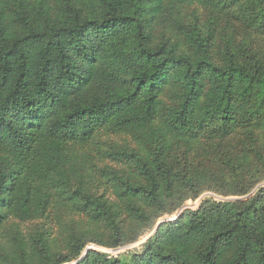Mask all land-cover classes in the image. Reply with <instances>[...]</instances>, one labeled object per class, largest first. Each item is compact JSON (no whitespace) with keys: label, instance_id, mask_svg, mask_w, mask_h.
Instances as JSON below:
<instances>
[{"label":"trees","instance_id":"trees-1","mask_svg":"<svg viewBox=\"0 0 264 264\" xmlns=\"http://www.w3.org/2000/svg\"><path fill=\"white\" fill-rule=\"evenodd\" d=\"M263 183L264 0H0V264H264Z\"/></svg>","mask_w":264,"mask_h":264},{"label":"rangeland","instance_id":"rangeland-1","mask_svg":"<svg viewBox=\"0 0 264 264\" xmlns=\"http://www.w3.org/2000/svg\"><path fill=\"white\" fill-rule=\"evenodd\" d=\"M262 185V184H261ZM263 185H264V183H263ZM204 197H213V198H216V199H224V197H221V196H218V195H216V194H214V193H212V192H206V193H204V194H202L198 199H196L195 201H193V200H188V201H186L185 202V204L182 206V208L181 209H185V208H196L197 206H198V204H199V202H200V200L201 199H203ZM231 198H235V197H230V198H225V199H231ZM237 198V197H236ZM239 198H241V197H239ZM180 209V210H181ZM180 210H178V211H180ZM176 215V214H175ZM175 215H173V216H171V217H165V218H162L160 221H162V220H165V219H174L175 218ZM146 238H147V236H144V237H142L138 242H136V243H134V244H131V245H129V246H125L124 248L122 247V248H118V249H105V248H100V247H97V246H95V245H89V246H87V247H93V248H96V249H100V250H103V251H106V252H109V253H116V251H118V250H120V251H122V250H124L125 248H132V247H135V246H137L138 244H140L142 241H145L146 240Z\"/></svg>","mask_w":264,"mask_h":264},{"label":"water","instance_id":"water-1","mask_svg":"<svg viewBox=\"0 0 264 264\" xmlns=\"http://www.w3.org/2000/svg\"><path fill=\"white\" fill-rule=\"evenodd\" d=\"M246 197H247V196H245V197H241V198H246ZM178 213H179V212H178ZM177 215H178V214L175 215V218L177 217ZM175 218H174V219H175ZM171 220H173V219H171ZM158 224H159V223H158ZM158 224H157V225H158ZM157 225L155 226L154 230L156 229ZM152 232H153V231H152ZM152 232H151V233H152ZM151 233H150V234H151ZM89 248H91V247H88V249H89ZM79 260H80V259H79ZM76 262H77V261H76Z\"/></svg>","mask_w":264,"mask_h":264}]
</instances>
